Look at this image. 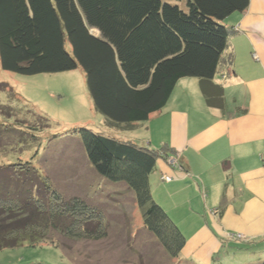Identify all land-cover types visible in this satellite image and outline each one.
Instances as JSON below:
<instances>
[{
	"label": "trees",
	"instance_id": "obj_1",
	"mask_svg": "<svg viewBox=\"0 0 264 264\" xmlns=\"http://www.w3.org/2000/svg\"><path fill=\"white\" fill-rule=\"evenodd\" d=\"M248 5L249 0H0V67L22 75L81 68L93 109L115 131L160 111L183 77L197 78L207 105L223 109V88L213 81L228 57L231 30L223 21ZM35 119L37 126L20 124L3 137L38 142L48 121ZM67 132L78 136L98 177L124 183L134 194L143 228L170 259L180 261L186 238L153 199L149 182L168 148L86 127ZM84 198H66L30 161L0 165V250L52 244L72 260L62 237L106 236L105 211Z\"/></svg>",
	"mask_w": 264,
	"mask_h": 264
},
{
	"label": "crops",
	"instance_id": "obj_2",
	"mask_svg": "<svg viewBox=\"0 0 264 264\" xmlns=\"http://www.w3.org/2000/svg\"><path fill=\"white\" fill-rule=\"evenodd\" d=\"M223 23L231 30L225 55L230 59L213 81L223 88L224 108L207 105L197 78H180L166 105L144 121L149 138L138 144L165 145L167 155L177 160V167L158 160L160 176L150 187L159 181L158 202L186 238L181 262L216 264L221 256V262L231 263L233 254L243 259L235 263L261 264L264 0H249L245 11L233 12ZM164 175L171 180H163ZM234 233L241 236L231 239Z\"/></svg>",
	"mask_w": 264,
	"mask_h": 264
},
{
	"label": "rangeland",
	"instance_id": "obj_3",
	"mask_svg": "<svg viewBox=\"0 0 264 264\" xmlns=\"http://www.w3.org/2000/svg\"><path fill=\"white\" fill-rule=\"evenodd\" d=\"M37 115L48 121L47 127H42L37 134L38 142L23 143L17 138L3 137L8 128L21 129L20 124L35 123L37 126ZM72 126L86 127L119 139L123 137L120 140L137 144L149 138L145 122L124 131L105 126L104 117L93 109L81 68L22 75L0 67V165L30 161L40 173L50 175L52 185L66 198L83 196L105 211L106 230V236L101 239L62 237L61 243L69 248L65 252L72 260L65 256L61 247L52 244H23L0 250V264H187L170 259L143 228L141 210L124 183L109 184L89 168L80 139L67 132ZM154 136L150 137L152 142ZM169 158H165L167 164ZM158 160L164 161L163 158ZM159 176L157 165L149 176L150 183ZM158 183L152 184L154 188L150 189L153 199L160 204L155 189ZM241 260L232 254L231 263L229 260L223 262L238 264L235 262ZM250 260L240 264H248ZM217 261L216 264H225L221 256Z\"/></svg>",
	"mask_w": 264,
	"mask_h": 264
},
{
	"label": "built area",
	"instance_id": "obj_4",
	"mask_svg": "<svg viewBox=\"0 0 264 264\" xmlns=\"http://www.w3.org/2000/svg\"><path fill=\"white\" fill-rule=\"evenodd\" d=\"M223 77H224V75H223ZM168 161V165H170V166H172V167H177L178 165H177V163H176V159H175V156H171L170 155V158L167 160ZM162 179H164V180H166V181H169V180H171V177H169V176H162ZM241 235L240 234H237V233H234V234H231L230 235V237H231V239L232 238H239Z\"/></svg>",
	"mask_w": 264,
	"mask_h": 264
}]
</instances>
